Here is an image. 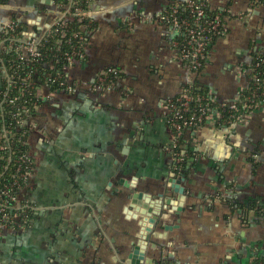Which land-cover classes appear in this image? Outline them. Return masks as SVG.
<instances>
[{
	"label": "crops",
	"instance_id": "crops-1",
	"mask_svg": "<svg viewBox=\"0 0 264 264\" xmlns=\"http://www.w3.org/2000/svg\"><path fill=\"white\" fill-rule=\"evenodd\" d=\"M183 1L93 0L90 17L98 28L86 58L67 73L81 92L39 110L27 195L35 210L23 231L0 237V264H131L142 227L129 196L163 201L160 195L171 197L168 186L182 176V210L155 207L166 212L143 246L148 264H251L264 252V219L255 208L228 202L264 203V157L257 166L252 161L264 150V107L228 128L202 125L184 136L182 160L174 154L166 103L192 75L174 46L177 33L159 18ZM206 2L229 15L198 81L230 101L248 86L253 53L264 50V0ZM15 16L30 31L58 20L54 0L0 4V25ZM110 68L120 77L96 88Z\"/></svg>",
	"mask_w": 264,
	"mask_h": 264
},
{
	"label": "built area",
	"instance_id": "built-area-1",
	"mask_svg": "<svg viewBox=\"0 0 264 264\" xmlns=\"http://www.w3.org/2000/svg\"><path fill=\"white\" fill-rule=\"evenodd\" d=\"M1 3L2 5L7 4ZM187 4L192 8V12L196 14L195 21L193 25L185 19H180L177 16L178 4L171 5L159 18V21L166 27L171 28L177 34L174 41V46L178 50L179 59L182 61L186 69L192 75V79L186 84L193 86L198 78L202 75L200 68L202 67L204 61L207 60L206 57V45L208 41L207 32L218 31L221 23L220 19L216 18L210 23V27L199 23V19L204 16V11L201 9L202 4L196 6L194 0H187ZM76 3L71 2L70 5L66 6L64 10H61V5H57L54 1V6L56 8V14L58 20L54 23L51 28H46V26L39 24L38 28L35 30L25 29L19 35H15L14 32L18 28V23L23 22L21 18L15 16L7 24L0 25V53L2 51H16L19 56V60L24 62L41 60L43 58L42 53V39L45 34L51 32L53 27L64 23L72 17H90L92 12L91 9L84 10L82 8H75ZM91 18V17H90ZM223 27H225L223 25ZM64 34V31H61ZM183 34L184 40L180 43L177 38L179 35ZM75 38H80L78 33L74 34ZM78 56L79 60L75 57ZM86 55L80 53L76 50V47L70 53L66 54V59L68 61L65 67V72L73 67L77 62L84 60ZM118 75V71L115 68H110L103 72L99 76L95 87L99 88L102 84L112 85L113 80L110 76ZM3 79H8L12 83V78L6 73L5 70H0V84ZM29 76L22 79L23 84H27ZM69 83L72 82L73 85L67 87L69 95H77L81 92L79 85L73 82L69 78ZM264 82V80H263ZM31 85V83H28ZM61 85H64L63 83ZM247 88V87H246ZM212 94V93H211ZM241 94V93H240ZM62 95L59 91H50L45 85L37 89L35 93V98L37 101L32 105V107L23 106L19 111L9 112L10 119L14 121L12 123H6L4 113H0V168L8 169L11 166L15 167L16 176L14 180L9 184H4L0 187V237H3L7 233H17L23 231L26 227L27 219L25 218L28 211L35 210L32 203L28 199L27 195L31 189V179L33 178L36 170V165L34 157L30 151V138L34 131L38 130L37 118L39 115V110L47 103H52L56 100L58 96ZM256 95H253V98ZM253 98H248L245 101L240 100V95L230 101H220L213 94L209 99L210 103H206L205 106L200 108V113H195L191 111V104L194 101H201L199 97L194 98L190 93L188 88H183L178 97L172 101L171 99L166 103V110L169 115V124L175 134V142L173 149L179 147V142L177 136H186L187 134H195L198 128L206 123H211L216 125V123L222 118L221 111L217 110L216 107L210 106L212 103L219 102L220 106H229L230 109L238 111L239 108H243L241 115L236 117V121L233 123H245L252 115V113L260 106L264 107V103L252 104ZM9 105L13 107L16 106L17 99H10L8 101ZM241 105V107H240ZM2 106V104H0ZM202 106V105H201ZM190 112L189 117H185L186 113ZM14 126V128L12 127ZM25 130L24 135L21 134ZM20 139V143L23 146H27L26 153L22 155H17L14 152L16 146H18V141L15 139ZM177 156V160L181 161L182 158L178 153H174ZM264 157V150L254 152L252 158L256 161H261ZM3 176V172H0V179Z\"/></svg>",
	"mask_w": 264,
	"mask_h": 264
},
{
	"label": "trees",
	"instance_id": "trees-1",
	"mask_svg": "<svg viewBox=\"0 0 264 264\" xmlns=\"http://www.w3.org/2000/svg\"><path fill=\"white\" fill-rule=\"evenodd\" d=\"M57 5H61V10H64L66 6L70 5L71 2H75V8H82L84 10L91 9L93 0H54ZM196 2V6L200 3L202 4L201 9L204 11V16L199 19V23L203 25H207L210 27V23L214 21L216 18L220 19L221 26L218 31H209L207 32L208 41L206 45V57L207 59L210 56L211 50L216 43V41L221 38L225 32V19L229 15L228 12L222 10H213L210 8L209 4L206 0H194ZM1 3H6V1H0ZM200 4V5H201ZM177 16L180 19H185L193 25L195 18L197 17L195 13L192 12V8L187 4L186 1H183L178 4L177 7ZM63 23V22H62ZM59 24L44 35L42 39V53L43 58L41 60L24 62L19 60L18 53L16 51H2L0 53V70H5L6 73L12 78V83L8 81V79H3L0 84V113H4L6 117V123H12L14 125V121L10 119L9 112L19 111L23 106L32 107L31 104L40 101L41 105L42 101L37 100L35 98V93L38 88L45 85L49 88L50 91H59V93L67 94V87L73 85L72 82L69 83V76L67 72H65V67L68 64L66 59V54L70 53L74 47L80 53L86 54L87 47L89 45L90 39L94 32L98 28V24L95 20L90 17H72L68 19L64 25ZM27 29L25 23H18V28L14 32L15 35H19L22 31ZM64 31V34L61 33ZM78 33L80 38H75L74 34ZM183 34L179 35L177 40L181 43L184 40ZM86 58V57H85ZM76 60H79V57H75ZM207 64V60L204 61L202 67L200 68V72L205 69ZM247 70L249 71V83L247 88L241 91L240 100L245 101L246 99L253 98V95L256 96L253 98L252 104H262L264 103V50L259 52H254L252 56L251 63L247 66ZM29 76L28 83L31 85L23 84L22 79ZM119 76L114 75L110 76L111 79H117ZM64 85H61V84ZM183 88H188L189 93L194 97H199L202 99L201 101L192 102L190 108L191 111L195 113H200V108L205 106L206 103H210L209 99L212 97V92L210 89L197 80L193 86L184 85ZM178 96L171 99L172 101H176ZM17 99L16 106L13 107L11 104L9 105L8 101L10 99ZM202 105V106H201ZM212 107H216L217 110L221 111L222 118L216 123V127L218 128H228L233 125L236 121V117L244 113L243 108H239L238 111L232 110L229 106H220L219 102L210 104ZM241 107V105H240ZM185 117H189L190 112L185 114ZM14 128V126H12ZM174 132V130H173ZM25 130L22 131L21 134L24 135ZM20 143V139H15ZM177 140L179 142V147L175 150L176 153L181 155L180 145H186V141L184 139V135L178 137ZM27 146H23L22 143L18 144L14 149V152L17 155H22L26 153ZM255 152H258L256 150ZM252 161L256 163L257 166L260 161H256L252 158ZM185 162V161H184ZM184 162L180 164V172L181 174H185V165ZM0 172H3V176L0 179V187H3L4 184H9L14 180L16 176V170L14 166L9 167L8 169H1ZM230 206L238 209H249L252 210L255 208L257 215L260 218L264 219V203H252L249 206L239 203L237 200L228 201ZM31 211H28L24 215L25 218L22 217V220L27 219L28 222L30 220ZM160 264H172L171 261H164ZM251 264H264V252L254 255Z\"/></svg>",
	"mask_w": 264,
	"mask_h": 264
},
{
	"label": "water",
	"instance_id": "water-1",
	"mask_svg": "<svg viewBox=\"0 0 264 264\" xmlns=\"http://www.w3.org/2000/svg\"><path fill=\"white\" fill-rule=\"evenodd\" d=\"M174 178V176H173ZM186 180L185 176H182L179 180L174 178L170 185L168 186V192H172L171 197H167L165 194H161V198L166 197L167 199H163L160 202H156L155 196H147L144 193L133 192L131 196H129L130 210H134L136 214H133V217H140L141 220V241L134 245V248L130 254V263L131 264H148L151 261L146 262L145 253L142 251L143 246L150 240V236L153 233V230L156 225L160 223V218L165 214L166 211H158L155 209L157 206H163L166 204L167 207L170 205L177 206V212L182 210L181 201L186 196L185 187L181 186V184ZM162 202L164 204H162ZM177 202V203H175ZM179 205V206H178ZM167 209V208H166ZM165 229H169V227L165 226ZM146 263H145V262Z\"/></svg>",
	"mask_w": 264,
	"mask_h": 264
},
{
	"label": "rangeland",
	"instance_id": "rangeland-1",
	"mask_svg": "<svg viewBox=\"0 0 264 264\" xmlns=\"http://www.w3.org/2000/svg\"><path fill=\"white\" fill-rule=\"evenodd\" d=\"M39 130V129H38Z\"/></svg>",
	"mask_w": 264,
	"mask_h": 264
}]
</instances>
